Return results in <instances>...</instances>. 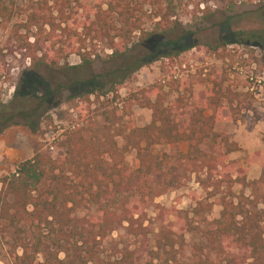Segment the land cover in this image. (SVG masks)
I'll use <instances>...</instances> for the list:
<instances>
[{
	"label": "trees",
	"instance_id": "1",
	"mask_svg": "<svg viewBox=\"0 0 264 264\" xmlns=\"http://www.w3.org/2000/svg\"><path fill=\"white\" fill-rule=\"evenodd\" d=\"M23 1L24 16L11 28L6 43L0 47V61L6 56L15 60L18 54L17 66H24L26 59L32 64L57 66L58 58L70 54L77 55L82 64H90L99 57L96 48L100 42L110 49L109 57L122 55L129 49L136 32L144 37L161 32L157 27L143 32L145 5L150 8V16L159 19L157 25L174 9L173 0H106L105 7L84 6L79 0ZM13 9L14 3L8 5V0H0V18L5 15L10 18ZM204 82L212 83L208 96L210 114L205 113L207 106L194 90L184 89L173 78L169 83L164 80L130 93L126 99L129 103L138 102L151 110L149 123L138 127L129 105L119 106L122 100L118 89L123 84L121 80L116 81L109 88L113 94L109 106L102 104L101 109L111 107L108 114L115 119L106 130L114 129L124 136L122 147L112 136L102 139L89 128L75 124L64 134L62 154L54 157L38 151L19 162L12 173L0 177V234L1 238H8L4 258L11 264H152L153 258H163L158 255L159 251L173 256L176 250H182L184 233L196 229L191 223L179 232L163 224L155 235L157 250L147 249L144 213L139 206L122 198L121 193L134 184L140 187L145 176L160 170V163L149 152L160 141H188L183 157L187 161H199V167L216 187L223 178H230L233 173L239 177V172H245L228 155L239 149L236 143L214 129L217 121L227 119L224 113L233 102L232 94L210 74L197 81L201 85ZM165 85L173 89L182 87L187 93L186 100L178 96L179 109L189 108L181 121L165 107L167 95L162 91ZM94 92H86V101ZM119 107L128 116L124 122L123 115L116 118ZM116 125L122 127L120 131ZM127 149L136 152L139 165L135 169L123 164ZM255 155L257 152L248 160L254 161ZM263 175L252 181L253 190H259ZM233 197L228 188V194L220 198L219 216L211 221L203 219L207 228L201 230L202 247L197 248L200 254L194 253V260L183 264H264V210L257 208L259 202H264V196L263 200L257 196L249 200L240 194L236 202ZM241 199L250 208L246 209ZM210 208L209 203L207 209ZM180 213L172 209L166 215L182 219L178 216ZM124 223L125 233L139 237L142 242L133 249L123 248L102 255L104 238ZM146 256H149L147 261Z\"/></svg>",
	"mask_w": 264,
	"mask_h": 264
},
{
	"label": "rangeland",
	"instance_id": "2",
	"mask_svg": "<svg viewBox=\"0 0 264 264\" xmlns=\"http://www.w3.org/2000/svg\"><path fill=\"white\" fill-rule=\"evenodd\" d=\"M105 1L79 0L84 6L102 7ZM24 2L8 0V5L14 3V9L10 18L6 15L0 18V47L6 43L11 28L23 18ZM172 5L173 13L160 25L156 23L158 18L150 16L148 4L145 5L143 32L156 27L161 32L148 37L136 32L129 49L119 56L109 57L110 49L100 42L96 48L99 57L90 64H82L75 54L58 58L57 66L41 62L32 64L29 59L24 66H17L18 54L15 60L6 56L0 61V177L12 173L19 162L38 151L54 157L62 154L64 134L75 124L89 128L102 139L112 136L122 147L124 136L114 129L106 130L115 119L108 114L111 107L101 109L102 104L109 106L113 97L109 88L116 81L121 80L123 84L118 89L122 100L119 106L129 105L138 127L147 125L151 119L149 108L126 100L138 89H148L164 80L169 83L173 78L180 86L183 84L184 89L196 92L207 106L206 114L212 112L208 101L212 83L201 85L197 83L199 78L210 74L232 94L233 102L224 113L227 119L220 121L219 126L221 130L232 131L227 135L239 149L228 155L240 163L244 173L239 172V177L233 173L216 187L199 167V161H187L183 157L188 141H160L149 148L160 163V170L145 176L140 187L134 184L121 193L122 198L139 206L144 213L147 249L157 250L155 235L163 224L175 232L185 228L187 223L196 228L184 233L182 250H176L173 256L159 251L158 255L163 258H153L152 264H183L194 260L193 254H200L197 248L202 247L201 230L207 228L203 219L211 221L219 216L220 198L228 194V188L234 195L233 202L240 194L249 200L254 196L263 200L264 196V175L259 190L251 187L252 181L264 174V0H173ZM184 89L168 85L162 89L167 95L165 107L179 121L189 110L185 105L179 109L178 96L187 99ZM89 90L95 92L86 101L85 94ZM122 115L123 109L119 107L116 118ZM123 116L124 122L128 116ZM116 128L120 131L122 127L116 125ZM235 135L244 148L234 141ZM200 147L208 150L204 145ZM255 152L257 155L250 162L248 158ZM123 164L130 169L138 167L135 150L124 152ZM241 201L246 209L250 208L247 201ZM257 208L264 210V202H259ZM172 209L181 212L178 216L182 219L167 216V211ZM125 225L116 227L104 238L102 255L139 246L142 240L127 235ZM7 240V237L0 239V264H11L7 257L4 258ZM204 255L203 249L201 256ZM172 257L175 261H169Z\"/></svg>",
	"mask_w": 264,
	"mask_h": 264
},
{
	"label": "crops",
	"instance_id": "3",
	"mask_svg": "<svg viewBox=\"0 0 264 264\" xmlns=\"http://www.w3.org/2000/svg\"><path fill=\"white\" fill-rule=\"evenodd\" d=\"M222 121V120H221ZM219 122L220 121H217L215 124H214V129L216 130V131H221V132H223V133H225V134H230L231 132L229 131V130H226V129H222L221 130V126H219ZM233 139H234V141L235 142H237L238 143V145L241 147V148H244L245 146L242 144V143H240V140H238V138H237V136L235 135L234 137H233Z\"/></svg>",
	"mask_w": 264,
	"mask_h": 264
}]
</instances>
